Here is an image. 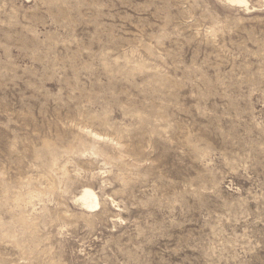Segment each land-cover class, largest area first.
<instances>
[{
    "label": "rangeland",
    "instance_id": "rangeland-1",
    "mask_svg": "<svg viewBox=\"0 0 264 264\" xmlns=\"http://www.w3.org/2000/svg\"><path fill=\"white\" fill-rule=\"evenodd\" d=\"M246 1L0 0V264H264Z\"/></svg>",
    "mask_w": 264,
    "mask_h": 264
},
{
    "label": "bare ground",
    "instance_id": "bare-ground-1",
    "mask_svg": "<svg viewBox=\"0 0 264 264\" xmlns=\"http://www.w3.org/2000/svg\"><path fill=\"white\" fill-rule=\"evenodd\" d=\"M227 1L230 2L231 4H238V5L239 4L240 5L245 4V5H247V8L249 9L246 0H227ZM80 198L86 206L92 207L94 205L96 196H95L92 189L85 188L84 191L82 192V195L80 196Z\"/></svg>",
    "mask_w": 264,
    "mask_h": 264
}]
</instances>
